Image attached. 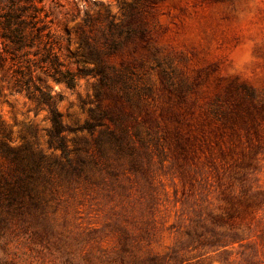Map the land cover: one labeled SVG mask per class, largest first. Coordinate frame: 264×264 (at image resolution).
Returning a JSON list of instances; mask_svg holds the SVG:
<instances>
[{
  "label": "rangeland",
  "instance_id": "1",
  "mask_svg": "<svg viewBox=\"0 0 264 264\" xmlns=\"http://www.w3.org/2000/svg\"><path fill=\"white\" fill-rule=\"evenodd\" d=\"M44 3L72 70L65 53L79 57L82 37L102 45L103 32L134 29L103 56L129 67L128 97L116 99L95 71L73 89L48 79L65 125L104 110L116 119L65 131L76 169L50 172L60 150L48 146V110L4 62L0 138L43 154L50 180L36 182L40 208L0 213V264H264V0Z\"/></svg>",
  "mask_w": 264,
  "mask_h": 264
},
{
  "label": "trees",
  "instance_id": "2",
  "mask_svg": "<svg viewBox=\"0 0 264 264\" xmlns=\"http://www.w3.org/2000/svg\"><path fill=\"white\" fill-rule=\"evenodd\" d=\"M50 15L44 0H0V68L9 59L14 66L13 76L17 89L25 91L38 104L47 108L51 124L47 131L48 146L60 150L58 158L45 162V156L41 153L35 156L29 151L28 145L12 147L0 138V213L23 215L41 207L43 197L36 182L47 183L50 180L42 171L44 162L50 172L54 169L53 166L64 172L67 171V166L70 170L76 169L68 158L65 131L85 129L91 132L94 127L102 125L101 119L104 117L116 120L108 110H104L98 115L92 114L93 122L86 121L74 127L65 125L62 114L56 107L62 96L60 93L53 94L46 86L48 79L73 89L78 76L85 77L95 71L100 74V85L109 87L116 99L128 97L125 85L129 67L115 68L105 64L103 56L122 51L135 34L134 29L123 31L120 28L117 36L109 29L107 33H102V45L97 40L93 42V38L90 40L82 37L80 59L76 57V53H65L67 58H74L76 70H72L69 63L61 58L63 45L60 37L51 29ZM93 61L95 67L79 66V62ZM120 83L123 89L116 87ZM101 133L109 141L119 140L115 129L105 128ZM4 136L7 137V134ZM141 264L160 263L156 257H151Z\"/></svg>",
  "mask_w": 264,
  "mask_h": 264
}]
</instances>
